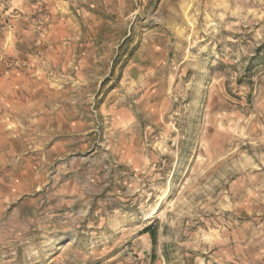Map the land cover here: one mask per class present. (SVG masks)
I'll return each mask as SVG.
<instances>
[{
  "label": "rangeland",
  "instance_id": "rangeland-1",
  "mask_svg": "<svg viewBox=\"0 0 264 264\" xmlns=\"http://www.w3.org/2000/svg\"><path fill=\"white\" fill-rule=\"evenodd\" d=\"M0 264H264V0H0Z\"/></svg>",
  "mask_w": 264,
  "mask_h": 264
},
{
  "label": "trees",
  "instance_id": "trees-1",
  "mask_svg": "<svg viewBox=\"0 0 264 264\" xmlns=\"http://www.w3.org/2000/svg\"><path fill=\"white\" fill-rule=\"evenodd\" d=\"M151 238H152V241L154 242L155 236L153 234H151Z\"/></svg>",
  "mask_w": 264,
  "mask_h": 264
}]
</instances>
